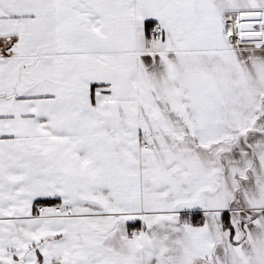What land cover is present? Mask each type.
I'll return each instance as SVG.
<instances>
[{"label":"snow or ice","instance_id":"1","mask_svg":"<svg viewBox=\"0 0 264 264\" xmlns=\"http://www.w3.org/2000/svg\"><path fill=\"white\" fill-rule=\"evenodd\" d=\"M0 264H264V0H0Z\"/></svg>","mask_w":264,"mask_h":264}]
</instances>
